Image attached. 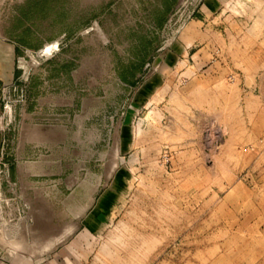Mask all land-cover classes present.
<instances>
[{"label": "rangeland", "instance_id": "obj_1", "mask_svg": "<svg viewBox=\"0 0 264 264\" xmlns=\"http://www.w3.org/2000/svg\"><path fill=\"white\" fill-rule=\"evenodd\" d=\"M0 104V264H264V0H0Z\"/></svg>", "mask_w": 264, "mask_h": 264}, {"label": "crops", "instance_id": "obj_2", "mask_svg": "<svg viewBox=\"0 0 264 264\" xmlns=\"http://www.w3.org/2000/svg\"><path fill=\"white\" fill-rule=\"evenodd\" d=\"M208 4H209L208 6L210 7V9H214L213 1L209 2ZM208 9L209 8H207V10ZM1 112H2V105L0 104V114H1ZM2 131H3V125L0 123V143H1L2 137H3Z\"/></svg>", "mask_w": 264, "mask_h": 264}, {"label": "bare ground", "instance_id": "obj_3", "mask_svg": "<svg viewBox=\"0 0 264 264\" xmlns=\"http://www.w3.org/2000/svg\"><path fill=\"white\" fill-rule=\"evenodd\" d=\"M57 46H58L57 43H53V44L47 46L46 49L44 50V52L50 54L54 49L57 48Z\"/></svg>", "mask_w": 264, "mask_h": 264}]
</instances>
